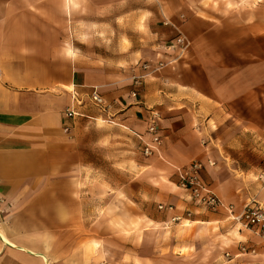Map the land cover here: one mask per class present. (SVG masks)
<instances>
[{
  "label": "crops",
  "instance_id": "0c3cea01",
  "mask_svg": "<svg viewBox=\"0 0 264 264\" xmlns=\"http://www.w3.org/2000/svg\"><path fill=\"white\" fill-rule=\"evenodd\" d=\"M138 1L148 6L121 25L118 0H0V264H148L150 234L162 254L165 238L182 256L206 241L216 264H264L258 228L200 205L177 173L201 160L234 213L264 208V173L208 163L213 125L264 142V0ZM153 19L162 43L147 50L135 31L152 37ZM149 57L161 67L144 70ZM96 86L108 113L90 102ZM68 107L81 115L67 119ZM152 124L162 140L147 157Z\"/></svg>",
  "mask_w": 264,
  "mask_h": 264
},
{
  "label": "rangeland",
  "instance_id": "374dc122",
  "mask_svg": "<svg viewBox=\"0 0 264 264\" xmlns=\"http://www.w3.org/2000/svg\"><path fill=\"white\" fill-rule=\"evenodd\" d=\"M118 1L119 3L117 5L120 12L117 15V17L115 16L113 17V19H117V21L120 22L121 25L124 23L127 14L129 15V18L130 16H132L133 18L135 15H137V13L139 14L142 12L141 10L142 8L148 6V3L144 1L142 2L138 0H129L130 12H126L124 11L126 1L125 0H118ZM105 14L108 13L105 12ZM132 18H131V25L133 24ZM109 19L105 17L104 21H109ZM154 20L155 19H153L154 23L152 26V34H151L152 37H148L144 35L143 25L139 27L141 28L140 31H135L136 37L142 40L141 41L142 44H144V42L147 41L148 44L145 43L147 47H144L147 50H156L159 44L162 43L160 38H162L161 33H163L164 31L163 27L165 25L163 24V22L154 21ZM121 30L123 29L121 28ZM130 35L132 36L134 35V33L131 32ZM174 37H175L174 39H176L177 36ZM171 39H173V37ZM146 60H147L146 62L150 63L151 65H157L161 67L162 62H159L158 60H155L151 57L147 58ZM134 75H136V72L134 71V69H131V77L129 78L133 82H135L133 80ZM133 91L135 92V94L137 93V90H133ZM107 101L111 103V101L109 100ZM229 120H233V119L229 118L228 121ZM213 128L216 130L218 129V133L220 135L217 141H213V146L217 148L219 154L218 157L214 160L215 161L214 166H217L221 170H227L228 172L234 174L239 178H245L246 175L245 171L247 172V170L253 171L256 175H260L264 173V151H263L264 142L259 138L258 130L255 131L252 129L250 131V137L243 138L241 135L243 129L242 126L231 125V124L227 125L223 123L218 127L213 125ZM105 163L106 164L108 163L107 165L109 166V168L111 167L110 159H106ZM250 175L254 176L252 172H250ZM217 196L225 203L234 205L235 208V204L229 202L227 199L221 197L219 194H217ZM221 210H226V209L221 208L213 212H218ZM158 243H159L158 238L156 240V237L153 234L146 236V242L141 243V246L139 248V253L141 255H146V258L147 256H151L150 262L148 264H216L217 262V259L215 258L216 254L210 252L208 242L206 241L203 243L202 248L200 247V250L192 254L189 255L187 254L183 256L174 253V251L171 249V244H170L172 242L171 241L169 242L166 238H165V253L162 254V251L158 249V245H159ZM251 250L253 251V249ZM248 251H250V249L246 248L245 252ZM229 256L230 253L224 254L225 258H229Z\"/></svg>",
  "mask_w": 264,
  "mask_h": 264
},
{
  "label": "built area",
  "instance_id": "2783aa9c",
  "mask_svg": "<svg viewBox=\"0 0 264 264\" xmlns=\"http://www.w3.org/2000/svg\"><path fill=\"white\" fill-rule=\"evenodd\" d=\"M177 43L182 46L183 50L186 49L188 43L184 35L180 33L177 38ZM144 70H150L151 64L148 62H144L142 65ZM145 78V75H134L133 80L135 84H142V80ZM90 102L100 108L103 112H109L112 104L109 103L104 95L101 93L98 86L94 87L89 94ZM82 101L80 102V104ZM81 113L75 107H68L66 110V118L70 120H74L76 117L80 116ZM71 126H66L64 130L66 132H70ZM149 133L152 136L151 141L144 144L143 153L145 156H152L157 151L158 146L161 144V135L159 133L158 126L156 124H152L149 126ZM209 165L214 166L215 163L213 161L208 162ZM205 168V163L201 160H193L185 167L178 168V178H179V186L182 189L188 190L190 192L191 197L197 201L200 205L208 208L212 211H217L221 208L226 209L230 212L235 220H239L250 227L258 228L261 232V235L264 239V208L255 203L248 202L242 212L239 214L234 213V205L227 204L223 200H221L217 194L211 189L202 179V171ZM160 209H163L164 206H160ZM169 210H173V206L168 207ZM181 217H175L174 221L180 220ZM245 251L246 248H243ZM255 248H253V252H255Z\"/></svg>",
  "mask_w": 264,
  "mask_h": 264
}]
</instances>
